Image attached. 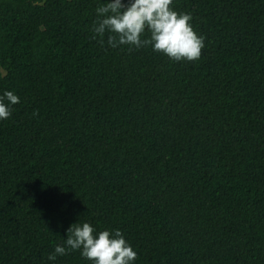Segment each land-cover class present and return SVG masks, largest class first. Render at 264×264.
Masks as SVG:
<instances>
[{
	"label": "trees",
	"instance_id": "obj_1",
	"mask_svg": "<svg viewBox=\"0 0 264 264\" xmlns=\"http://www.w3.org/2000/svg\"><path fill=\"white\" fill-rule=\"evenodd\" d=\"M101 4L0 0V264L78 220L135 264H264V0H173L205 44L179 62L92 39Z\"/></svg>",
	"mask_w": 264,
	"mask_h": 264
},
{
	"label": "clouds",
	"instance_id": "obj_2",
	"mask_svg": "<svg viewBox=\"0 0 264 264\" xmlns=\"http://www.w3.org/2000/svg\"><path fill=\"white\" fill-rule=\"evenodd\" d=\"M91 27L92 39L111 48L150 47L170 60L196 61L205 47L204 38L193 29L190 13L178 12L173 0H102ZM20 97L13 91L0 94V121L11 117ZM38 115L34 112L33 116ZM79 252L90 264H135L137 252L121 230H98L79 220L66 230V238L56 244L44 264H56L58 257Z\"/></svg>",
	"mask_w": 264,
	"mask_h": 264
}]
</instances>
